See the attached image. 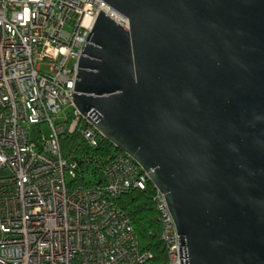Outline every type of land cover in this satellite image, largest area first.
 I'll list each match as a JSON object with an SVG mask.
<instances>
[{
	"label": "water",
	"instance_id": "95a60500",
	"mask_svg": "<svg viewBox=\"0 0 264 264\" xmlns=\"http://www.w3.org/2000/svg\"><path fill=\"white\" fill-rule=\"evenodd\" d=\"M74 101L166 194L182 264H264V0H107Z\"/></svg>",
	"mask_w": 264,
	"mask_h": 264
},
{
	"label": "built area",
	"instance_id": "2783aa9c",
	"mask_svg": "<svg viewBox=\"0 0 264 264\" xmlns=\"http://www.w3.org/2000/svg\"><path fill=\"white\" fill-rule=\"evenodd\" d=\"M102 9L130 25L107 0H0V264H151L117 204L130 188L146 187L147 171L123 152L103 184L71 185L75 165L56 126L76 80L60 71L82 55ZM45 122L51 133L35 139ZM156 199L169 264H182L166 194L158 189Z\"/></svg>",
	"mask_w": 264,
	"mask_h": 264
},
{
	"label": "trees",
	"instance_id": "16d2710c",
	"mask_svg": "<svg viewBox=\"0 0 264 264\" xmlns=\"http://www.w3.org/2000/svg\"><path fill=\"white\" fill-rule=\"evenodd\" d=\"M80 121L79 128L74 132L64 128L61 133L64 157L76 169V176H73L70 184H103L107 180L110 161L124 151L101 133L94 141L86 138L80 127L87 126L89 122L84 118ZM157 194L158 188L149 179L145 188L132 187L127 190L117 199V204L128 213L140 246L153 253L151 264H169L170 249L163 237Z\"/></svg>",
	"mask_w": 264,
	"mask_h": 264
},
{
	"label": "rangeland",
	"instance_id": "374dc122",
	"mask_svg": "<svg viewBox=\"0 0 264 264\" xmlns=\"http://www.w3.org/2000/svg\"><path fill=\"white\" fill-rule=\"evenodd\" d=\"M6 23L12 24V25L14 24L13 19L12 20H10V19L8 20L7 19L6 20ZM126 27L130 28V25L129 26H126ZM81 56L78 57L77 60H71L73 58V57H71L68 60V62H67V66L60 71L61 72V75H63L65 73V70L66 69L69 70V71L74 72V74H75L74 78L76 80H75V86H74L73 93L76 92V89L75 88H76V82H77V76H78V70H79V64H80V58H81ZM65 58H69V56L65 54L64 59ZM43 67L46 68L47 66L46 65H43ZM62 100H65V99L63 98ZM70 118H71V120L69 121ZM83 118L86 119V120H88V122L90 124L88 123L87 126L84 125V126L80 127L81 130H82V133L84 134V136L86 138H88L89 140L93 141L89 137L90 136L92 137L93 135H94V137H97L101 132L91 122V120L88 117H86L80 111V109L78 108V106L76 105V103L74 101V95H72V98L69 101L67 100V101H65L63 103L62 111L60 112L59 116L56 117V120H57V125L56 126H57V128H58V130L60 132V139H61V133H63V131L65 129L69 130L70 132H74L75 130H77L79 128V124L81 122L80 120H82ZM59 121H61V122H59ZM69 122H71V123H69ZM42 126L44 127V129H37L36 134L33 135L35 139H40V136H41L42 133H45L47 135H49L51 133V128L49 126V123L45 122V123H43ZM37 134H40V136L37 137ZM95 140H96V138H95ZM61 145H62V139H61ZM63 156H64V154H63Z\"/></svg>",
	"mask_w": 264,
	"mask_h": 264
}]
</instances>
